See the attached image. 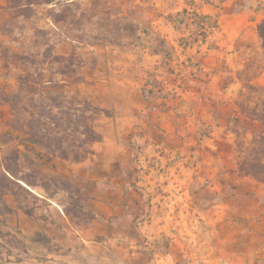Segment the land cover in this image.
<instances>
[{"label": "rangeland", "instance_id": "rangeland-1", "mask_svg": "<svg viewBox=\"0 0 264 264\" xmlns=\"http://www.w3.org/2000/svg\"><path fill=\"white\" fill-rule=\"evenodd\" d=\"M184 8L218 21L209 43L165 21ZM262 20L264 0H0V264H264Z\"/></svg>", "mask_w": 264, "mask_h": 264}, {"label": "trees", "instance_id": "trees-1", "mask_svg": "<svg viewBox=\"0 0 264 264\" xmlns=\"http://www.w3.org/2000/svg\"><path fill=\"white\" fill-rule=\"evenodd\" d=\"M165 21L177 31L187 30L190 33L188 38H183L185 46L199 43L207 44L209 37L219 30V23L213 16L202 14L193 8H184L182 11L171 13L165 17ZM256 31L261 39L264 52V20L258 23ZM210 47L213 48V44H210ZM99 139L100 137L92 129L87 128L86 138L82 140V143L89 145L98 142ZM29 141L38 143L33 137ZM56 143L60 149L59 155L63 159H73L80 162L86 158V155L71 152L69 144H67V149L63 148L64 141L58 140ZM33 241H40V234H36Z\"/></svg>", "mask_w": 264, "mask_h": 264}, {"label": "crops", "instance_id": "crops-1", "mask_svg": "<svg viewBox=\"0 0 264 264\" xmlns=\"http://www.w3.org/2000/svg\"><path fill=\"white\" fill-rule=\"evenodd\" d=\"M198 11V10H197ZM199 12V11H198ZM219 29H220V25H219Z\"/></svg>", "mask_w": 264, "mask_h": 264}]
</instances>
